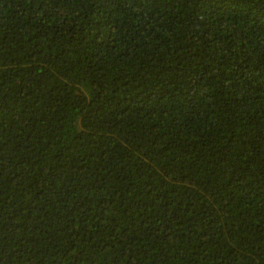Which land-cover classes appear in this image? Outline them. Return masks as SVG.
Returning <instances> with one entry per match:
<instances>
[{
    "label": "trees",
    "instance_id": "16d2710c",
    "mask_svg": "<svg viewBox=\"0 0 264 264\" xmlns=\"http://www.w3.org/2000/svg\"><path fill=\"white\" fill-rule=\"evenodd\" d=\"M0 264H264V0H0Z\"/></svg>",
    "mask_w": 264,
    "mask_h": 264
}]
</instances>
